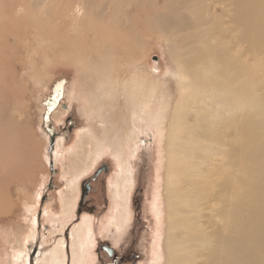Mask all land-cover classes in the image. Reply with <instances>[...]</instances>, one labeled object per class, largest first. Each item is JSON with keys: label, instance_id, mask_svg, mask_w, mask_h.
Wrapping results in <instances>:
<instances>
[{"label": "bare ground", "instance_id": "1", "mask_svg": "<svg viewBox=\"0 0 264 264\" xmlns=\"http://www.w3.org/2000/svg\"><path fill=\"white\" fill-rule=\"evenodd\" d=\"M150 7L144 0L67 4L77 30L66 52L90 70L83 69L85 90L74 84L69 99L81 103L89 120L98 119L104 137L83 139L91 140L93 153L75 167L63 213L74 216L83 179L112 154L119 166L111 187L118 241L130 227L132 158L145 143L142 136L168 120V264H264V0H157ZM152 31L163 34L180 65L175 104L154 79H123L122 67ZM65 115L60 111L57 118ZM64 145L59 140L56 148ZM84 221L85 228L91 219ZM81 237L76 227L74 264ZM34 239L9 264H32ZM45 244L34 264L69 263L65 238Z\"/></svg>", "mask_w": 264, "mask_h": 264}, {"label": "rangeland", "instance_id": "2", "mask_svg": "<svg viewBox=\"0 0 264 264\" xmlns=\"http://www.w3.org/2000/svg\"><path fill=\"white\" fill-rule=\"evenodd\" d=\"M144 1L150 9L157 0ZM69 2L0 0V264L16 261L17 253L24 255L33 236L32 264L43 243L50 246L55 238L66 239L68 264H74L71 237L76 227L81 229L83 247L76 264H168V120L161 130L142 136L145 143L132 158L136 182L129 200V225H134L118 241L111 224L115 211L111 187L119 166L112 154L96 162L84 178L74 216L68 219L63 213L62 197L70 195L75 167L88 162L93 153L91 140L83 139L89 133L104 137L98 119L89 120L81 103L69 99L74 84L85 90L83 69L90 71L82 59L66 52L68 37L74 38L77 30L66 14ZM157 6L164 4L158 1ZM23 7L29 9L24 12ZM87 20L82 19L81 26ZM142 38L138 54L122 67L128 72L123 79L135 74L154 79L165 94H173L175 104L181 77L174 51L157 31ZM60 111L66 115L57 118ZM59 140L65 145L56 148ZM86 217L91 222L84 228Z\"/></svg>", "mask_w": 264, "mask_h": 264}, {"label": "water", "instance_id": "3", "mask_svg": "<svg viewBox=\"0 0 264 264\" xmlns=\"http://www.w3.org/2000/svg\"><path fill=\"white\" fill-rule=\"evenodd\" d=\"M107 252H108V254L110 255V256H113L114 255V250L113 249H109V248H106L105 249Z\"/></svg>", "mask_w": 264, "mask_h": 264}, {"label": "flooded vegetation", "instance_id": "4", "mask_svg": "<svg viewBox=\"0 0 264 264\" xmlns=\"http://www.w3.org/2000/svg\"><path fill=\"white\" fill-rule=\"evenodd\" d=\"M97 165H98V164H97ZM101 170L104 171V172H107V168H106V167H102ZM85 178H86V177H85ZM83 180H84V179H83ZM132 194H134V192H133ZM132 197H133V196H132ZM133 225H134V223L132 224V222H131L130 227L133 226Z\"/></svg>", "mask_w": 264, "mask_h": 264}]
</instances>
